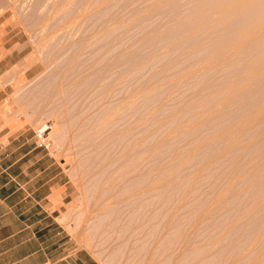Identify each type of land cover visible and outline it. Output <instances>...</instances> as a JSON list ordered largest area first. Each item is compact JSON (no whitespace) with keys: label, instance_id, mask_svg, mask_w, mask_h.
<instances>
[{"label":"rangeland","instance_id":"1","mask_svg":"<svg viewBox=\"0 0 264 264\" xmlns=\"http://www.w3.org/2000/svg\"><path fill=\"white\" fill-rule=\"evenodd\" d=\"M1 145L58 257L264 264V0H0Z\"/></svg>","mask_w":264,"mask_h":264},{"label":"crops","instance_id":"2","mask_svg":"<svg viewBox=\"0 0 264 264\" xmlns=\"http://www.w3.org/2000/svg\"><path fill=\"white\" fill-rule=\"evenodd\" d=\"M10 149L9 145L0 146V151L6 152ZM19 162L11 159L0 160V167H16ZM32 164L33 162L29 161L24 168H31ZM25 174L22 181L24 186L35 179L33 176H28L30 174L27 170ZM44 178L45 182L42 176L40 178L42 185L47 183V177ZM2 179L0 176V264H98L92 256H82L77 253L58 257V248L54 249L49 245L47 236L48 218L52 217L57 222L53 211L45 208L19 207L18 202L11 206L10 201L17 199L19 190L23 199L29 198L31 193L27 191V187H23L22 191L20 188L12 191L9 187L5 189L8 183L2 184ZM3 191L6 194L3 195ZM42 197L40 196V199Z\"/></svg>","mask_w":264,"mask_h":264},{"label":"bare ground","instance_id":"3","mask_svg":"<svg viewBox=\"0 0 264 264\" xmlns=\"http://www.w3.org/2000/svg\"><path fill=\"white\" fill-rule=\"evenodd\" d=\"M51 129L50 127H46L45 125L40 129V133H46L47 130ZM47 140V139H46Z\"/></svg>","mask_w":264,"mask_h":264}]
</instances>
